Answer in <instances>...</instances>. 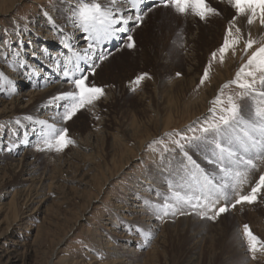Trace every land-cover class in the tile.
Instances as JSON below:
<instances>
[{
	"label": "rangeland",
	"instance_id": "rangeland-1",
	"mask_svg": "<svg viewBox=\"0 0 264 264\" xmlns=\"http://www.w3.org/2000/svg\"><path fill=\"white\" fill-rule=\"evenodd\" d=\"M73 1L0 0V102L10 103L17 92L24 93L28 89L36 91L38 88L37 91L41 94L36 111L32 113L27 109L28 111L17 113L14 118L3 120L0 124V160L7 156L16 159L29 152L34 156L33 159L41 172L47 175L46 179H49L44 180L40 188H34L36 191L33 188L27 190L15 182L6 170L7 175L3 178L5 184L0 187V264H113L117 258L113 254L109 255L113 251L108 250L109 245L112 248L119 245L121 248L142 253L136 255L138 264H264V254L257 253L258 258L251 259L242 237V225L247 223L254 234L264 240V201L251 206H238L215 222L203 221L196 216L169 217L160 221L153 215L151 207L153 203L158 202L155 192H166L167 188L159 167V152H151L147 145L162 137L164 133L184 129L198 118L208 116L211 107L209 101L214 97L209 99L207 96L204 106L206 108L203 107L206 112L203 110V114L193 116L194 118L187 122L189 118L186 116L182 118L179 113H169V108H175L176 100L172 98V93L176 95L180 88L169 86L184 81L191 58L189 52L192 51V58L197 60L195 71L197 70L198 74L193 75L196 79H193L192 85L189 86L188 83L186 94L180 97L182 107L197 102L203 90L210 88L214 82L219 88L220 84L234 77L238 64L236 60L229 59L223 67H215L210 86L194 90L209 58L205 55L209 45H206L208 34H220L223 38L224 29L233 10L223 12L218 0L217 5L212 4L221 11V16L213 17L209 23L204 24L196 18L192 20L191 16L179 17L169 9L154 7L147 13L144 23L132 32L135 47L128 49L124 46V49L113 52L114 54L96 70L92 79L96 85L105 86L106 95L98 101L96 108L83 111L74 122L67 125L77 144L65 150L63 154L38 152L34 147L37 139L33 135V129L39 130L36 122L42 114L49 116H45L44 120L53 122L57 108L49 105V98L68 90L69 85L49 67L51 61L48 58L46 65L42 66L44 71H36L37 75L32 77L31 71L17 67L18 63L25 59L16 58L13 55L16 51L13 50H17L19 41H23L25 51L42 42H59L47 38L54 37L47 21L52 19L55 22L59 16H70V10L64 5L75 6ZM143 5L145 6L142 8L146 9L150 7L151 2ZM64 28V33L73 35L68 27ZM196 29L198 38L194 44L186 45L184 40L189 33L194 34ZM83 42L76 46H85ZM181 43L184 44L183 48L180 47ZM120 44L123 43L112 42L111 47H106L107 51H114ZM53 49H57L56 46L51 48ZM9 53L8 58H5ZM58 58L63 59V56ZM27 61L32 70V65L36 64ZM228 64L232 67L231 71ZM226 67L230 72L226 79L220 80ZM20 70L26 73L18 76L16 72ZM177 71H181L183 76L177 78ZM142 72H147L152 77L139 87H143V99L135 96V92L130 91L128 86V82ZM59 85L58 90L49 93V87ZM226 91L234 94L239 89L232 86ZM249 107L251 108V104ZM200 112L201 110L198 113ZM96 114L100 116L99 120L95 118ZM28 117H32V120L29 121ZM16 120L21 123L17 125ZM97 121L105 124L104 127L98 128V131L104 128L103 135L93 134ZM56 123L59 127L61 122L57 120ZM150 135L154 138L145 142L143 151L135 157L134 149L137 143ZM24 140L29 143L24 144ZM78 140L87 143L91 149H79ZM66 157L69 164L72 158L76 159L66 166ZM62 161H65V164ZM123 163L129 165L120 169ZM109 176L111 179L108 181ZM139 178L151 179L155 184L145 202L157 227L156 235L154 234L156 237L153 236L147 245L142 233L155 232L147 226L124 220L119 210L124 204L120 202L130 199L127 193L124 195V189H132V183L140 180ZM30 192L33 195L36 192L37 195L27 203L23 195L31 194ZM106 227L111 231H104ZM158 229L161 234L157 237ZM134 236L140 240L139 245L126 241L127 237ZM154 241L158 243L157 249H151V256L147 259L149 263L143 259L146 258L145 252L149 247L154 246H150ZM4 251L9 255L4 254Z\"/></svg>",
	"mask_w": 264,
	"mask_h": 264
},
{
	"label": "snow or ice",
	"instance_id": "snow-or-ice-1",
	"mask_svg": "<svg viewBox=\"0 0 264 264\" xmlns=\"http://www.w3.org/2000/svg\"><path fill=\"white\" fill-rule=\"evenodd\" d=\"M144 3L145 0H77L70 9L73 27L81 32L86 46H74L71 38H65L61 41L63 59L49 54V67L69 89L49 98V105L57 108L53 122H36V151L63 153L76 145L67 125L83 111L94 109L106 95L105 86L96 85L92 79L111 54L104 49L113 41L133 49L136 42L132 32L144 23L153 7L169 9L179 17H195L204 24L221 16L211 0H155L147 9L141 7ZM227 3L233 14L222 43L211 51L194 90L210 86L215 67H223L229 59L239 61L234 77L216 90L209 101L208 116L184 129L164 133L147 145L151 152H159V167L166 180L167 191H156L158 202L151 205L153 215L160 221L196 216L215 222L238 206L264 201V0ZM59 31L63 36L64 30ZM16 47L15 55L20 57L23 41ZM17 67L31 71L27 60ZM175 75L179 78L183 73L177 71ZM151 78L147 72L136 75L128 82L129 90L137 91ZM232 86L239 91H226ZM95 118L99 120L100 116ZM57 120L61 122L59 127ZM15 123L19 125L21 121ZM142 234L145 245L154 236L150 231ZM242 237L252 260L258 258L257 253L264 254V240L247 223L242 225Z\"/></svg>",
	"mask_w": 264,
	"mask_h": 264
},
{
	"label": "bare ground",
	"instance_id": "bare-ground-1",
	"mask_svg": "<svg viewBox=\"0 0 264 264\" xmlns=\"http://www.w3.org/2000/svg\"><path fill=\"white\" fill-rule=\"evenodd\" d=\"M8 1V0H7ZM12 1V0H11ZM68 1V0H67ZM212 3L214 5H217V1L218 0H211ZM5 2V1H4ZM73 2H75V5L77 3V0H74ZM148 2H151V5L152 3H155V0H145V3H148ZM3 3V2H2ZM69 2H67L68 4ZM220 7H221V10L223 12H226V11H231V7L229 6V4L227 3V0H220ZM1 5V4H0ZM71 5V4H70ZM149 5V6H151ZM65 7H67V9H71L74 5H71V6H67L66 4L64 5ZM145 5H141V7H143ZM147 9V7H146ZM154 9V7L152 8ZM167 11V10H166ZM71 13V11H70ZM72 15V13H71ZM70 16H66V18H61L60 16L58 17V19H56V21L54 22L52 19H48V24L51 26V29L53 30V33H54V37L52 36H48L47 38H49L50 40H56V41H59L55 44H51V42L49 43H40L38 44L37 46H33V47H29V49H27L25 51V49L22 47L19 49L21 55H20V60L22 58L25 59V60H29L32 63L34 64H39V65H32V70H31V73H32V77H34L35 75H37V72L36 70L38 69V71L40 72H43L44 70L42 69V66L44 67L47 63V60L49 59V54H52L54 56H58L60 57L61 53H63L65 50L62 49L61 47V41L65 38H71V43L76 46L77 44H79L80 42L84 41L82 39V37L79 38V36L81 35V32L79 30H77L76 28L73 27V24L71 22V19H70ZM192 20H195L194 18L195 17H190ZM215 18V17H214ZM212 20V19H211ZM214 21V20H213ZM241 23H244V21H241ZM190 26V25H189ZM64 27H68V30H71V32L73 33V35L71 34H67V33H64L65 32V28ZM59 29H63V36H61V33L59 31ZM198 29V28H197ZM196 29V32H194V34H190L188 35L187 39L184 40V43L186 45H190L191 43L194 44V42L196 41V39L198 38L197 37V30ZM42 30V28H41ZM214 31V30H212ZM43 32V31H42ZM46 32V31H44ZM211 32V31H210ZM206 35V34H205ZM209 35V39L207 40V44H209L206 48V57L208 58L211 51L214 50L221 42V38H222V35H215V34H208ZM200 39V38H199ZM217 41V42H216ZM114 43H116V41H113ZM85 43V42H83ZM56 46L57 49H53L51 50L52 47ZM86 46V45H85ZM109 47L112 46V43H110L109 45H107ZM106 46V47H107ZM212 46V47H211ZM79 47V46H77ZM80 47H84V46H80ZM107 47V48H109ZM124 47V44H120L118 45L114 51L110 52L111 54L110 55H113L114 53L118 52L121 50V48ZM209 47V48H208ZM107 48L104 49V51L108 52L107 51ZM124 49V48H122ZM13 51H16L13 50ZM114 52V53H113ZM37 53V55H36ZM190 56H189V65L188 67L186 68V73H185V78L183 79L184 81H180L179 84L178 83H175V84H171L169 87L172 88V85H174L175 87L176 86H180V88H178L179 92L176 93H172L173 94V99H175V108L173 107L172 109L169 108V113L172 114V113H179L180 115H182L181 117L183 118L184 116H186L187 118V122L188 121H191L192 118H194L193 116H198V115H201L203 114V110H205L204 107L205 106V101L208 97H210L209 99H211L214 95H215V92L216 90L218 89L217 86L215 85L216 82H214L213 85H211L210 88L208 89H204L203 92H202V95L199 97L198 99V103L197 102H194V103H191V104H188V105H185L184 107H182V104L180 102V97H182L185 93V91L187 90V88L190 86V84L193 82V79L195 80L196 78L193 76L195 74H198V71L196 70L195 71V67H196V63H197V60L196 59H193L192 56H193V53L194 51L192 52H189ZM16 58H19L15 55V52L13 54ZM25 55V56H24ZM24 56V57H23ZM40 56V57H39ZM48 58V59H47ZM237 64H239V61L236 60ZM236 64V63H235ZM107 66V65H106ZM230 66V64H228V67ZM238 66V65H237ZM104 67V66H103ZM226 67L223 72H222V76L220 77V80L223 79V78H227V75L228 73L231 71L232 67ZM45 69L49 70L48 67H45ZM101 70V69H100ZM99 70V71H100ZM38 72V73H40ZM235 72V71H234ZM23 73H26V72H23L22 70H20L19 72H16V74L19 76V75H23ZM14 74V75H16ZM16 75V76H17ZM34 75V76H33ZM217 75V74H216ZM13 76V75H12ZM190 76H193V77H190ZM196 76V75H195ZM12 78V77H11ZM225 78V79H226ZM18 79V78H17ZM15 80V79H14ZM32 80V78L30 79V81ZM219 80V79H218ZM34 81V80H33ZM225 81V80H224ZM188 83H189V86H188ZM185 84V85H184ZM34 85V84H33ZM192 85V84H191ZM221 85V84H220ZM32 86V85H31ZM37 86V85H36ZM60 87L59 86H51L48 88L49 90V93L52 94L54 93L56 90H58ZM31 88V87H30ZM143 87L139 88V90L135 91V96H140L141 99L144 98V93H143ZM32 89V88H31ZM38 88H36V91L32 90L30 91L29 89L22 93V92H17L15 94V98H13L10 103H3V102H0V124L3 122V120H6V119H9V118H14L16 116L17 113H23L24 111H26L27 109H29L32 113L33 111L36 109H38L37 107V103L38 101H40L39 97H41V94L37 91ZM45 92V91H44ZM206 92H208L206 94ZM59 93V92H58ZM171 93V92H170ZM186 94V93H185ZM46 95V94H45ZM54 95V94H53ZM206 96V97H205ZM208 96V97H207ZM177 97V98H176ZM48 99V97H47ZM106 102V101H105ZM99 103V102H97ZM40 104V103H39ZM251 104V103H249ZM248 104V105H249ZM105 105V103H104ZM177 105V106H176ZM2 106V107H1ZM98 106V105H97ZM204 107V108H203ZM96 108V107H95ZM167 110V111H168ZM201 110L200 113H198L199 111ZM28 111V110H27ZM206 112V110H205ZM50 114V113H49ZM93 114V113H92ZM51 115V114H50ZM97 115V114H96ZM46 117H49L48 115H44L42 114L41 117H39V120H44V118ZM93 118L95 117V115H92ZM91 116V117H92ZM19 117V116H18ZM202 117V116H201ZM49 121V120H48ZM50 122V121H49ZM164 124V123H163ZM187 124V123H186ZM59 125V123H58ZM105 124H103L102 122H96L95 123V126L93 127L94 128V133L96 134H102V132H104V128L100 131H98V128H101V127H104ZM167 128V127H165ZM71 130V129H70ZM165 132V131H163ZM163 132H160L159 133H163ZM103 135V134H102ZM157 135V134H156ZM151 138H154L152 137V135L149 136V138H146L144 141H141L139 143H137V147L136 149H134V155L135 157L138 156V154L140 155L141 152L143 151V145L145 142H147L149 139ZM79 139V138H78ZM87 142H88V139H87ZM77 144V143H76ZM78 148L79 149H91V147L86 143H82V141L79 142L78 140ZM28 149V148H27ZM22 150V149H21ZM24 150V149H23ZM13 153V152H12ZM17 153V152H16ZM27 154L23 153L20 157L16 158V159H10L7 157H5L3 160H0V187L3 186L5 183V180H3V178L5 177L6 174V170L8 171L9 175L14 178L15 182H17L21 187H25L24 189H29L30 190L33 188V190L37 189L38 187L40 188L42 185H43V181L44 180H49V179H46L47 176L45 174V172H41V170L39 169L38 167V164L37 162L33 159L32 155L29 154V152H26ZM74 153V152H73ZM76 153V152H75ZM74 153V154H75ZM63 154V153H62ZM133 155V156H134ZM70 156V155H69ZM77 156V155H76ZM78 157V156H77ZM65 158V157H64ZM72 158V157H71ZM140 158V156H139ZM67 159V157H66ZM76 158H72L71 161H70V164L72 163V161H74ZM37 160V159H36ZM39 160V159H38ZM68 160V159H67ZM113 161V159H112ZM133 161V159L131 160ZM63 163L65 161H62ZM66 163V166H69V160L68 162H65ZM64 163V164H65ZM82 163V162H81ZM80 163V164H81ZM121 163V162H120ZM79 164V165H80ZM113 164V162H112ZM129 165L128 164H125L123 163L120 167V169H123L124 167H127ZM63 166V164H62ZM83 166V165H82ZM89 166V164H88ZM81 167V166H80ZM65 168V167H64ZM67 168V167H66ZM153 168V167H152ZM62 169V168H61ZM82 169V168H81ZM68 171V170H67ZM87 171V170H86ZM120 171V170H119ZM121 172V171H120ZM62 173V172H61ZM84 173V172H83ZM88 173V172H87ZM52 174V173H51ZM111 175V174H110ZM156 175V174H155ZM62 176V175H61ZM10 177V178H11ZM52 177V176H51ZM50 178V177H49ZM54 179V178H52ZM56 179V178H55ZM111 179V177L109 176L107 178V180L109 181ZM140 180H138L137 182H134L132 183L133 187L132 189L130 190H126L124 189V195H129V198L130 199H127V200H123L121 201L120 203H124L122 204V206L119 208V210L121 211V216L124 220L126 221H131V222H135V223H138L139 225L141 226H147L149 227V229L151 228L154 232L155 230L157 229L156 227V224H154L153 222V219H152V214L150 213L148 207H147V204L145 202V200H147V198H149L150 196V193H151V190L153 188H155V184L154 182H151V179H144V178H139ZM51 180V179H50ZM60 180H62L60 178ZM71 180V178H70ZM106 180V179H105ZM106 180V182H108ZM8 181V180H7ZM56 181H59V180H56ZM105 182V183H106ZM16 183V184H17ZM61 187V186H60ZM35 188V189H34ZM36 191V190H35ZM31 194H27V195H23V198L24 200L28 203L30 202L32 199H34V197L37 195V193L35 192V194L33 195L32 192H30ZM16 196V195H15ZM21 198V196H20ZM26 198V199H25ZM152 198V197H151ZM154 198V197H153ZM152 198V199H153ZM25 204V202H23ZM237 213V212H235ZM154 218V217H153ZM155 221V220H154ZM199 223V222H198ZM158 225V223H157ZM134 226V225H133ZM133 229V228H132ZM104 231L106 232H109L111 231L110 228L106 227L104 228ZM156 235V232L154 233ZM161 234V230H157V237ZM154 235V236H155ZM114 236V235H113ZM137 236V235H136ZM136 236L133 237H127L126 241H129L130 243L132 244H138L140 242V240L136 239ZM156 237V236H155ZM157 240V238H156ZM16 242V241H15ZM137 242V243H135ZM17 244V243H15ZM142 244V243H141ZM151 244H153L154 246L152 247H149L150 249L148 251L145 252V255H146V258L143 259L144 261H147L150 263L148 257L149 255L152 253L151 249H157V244L156 241L150 243V246ZM109 245V244H108ZM139 245V244H138ZM126 248V247H125ZM32 249V248H31ZM109 249H113V251L109 250ZM108 250L111 251L112 253H109V255L113 254L114 256H116L115 258H117V260L113 263V264H138L139 263V260H136V255L139 256V254H142L140 252H135L133 251L132 249H124V248H121L119 245L116 246V247H111L110 245L108 246ZM108 252V251H107ZM148 253V254H146ZM4 254H8L9 253L7 251H4ZM151 256V255H150ZM142 260V259H141ZM142 260V261H143ZM112 261V260H111ZM53 262V261H52ZM155 263V262H154ZM51 264V262H50ZM71 264V263H70ZM142 264V263H141Z\"/></svg>",
	"mask_w": 264,
	"mask_h": 264
}]
</instances>
